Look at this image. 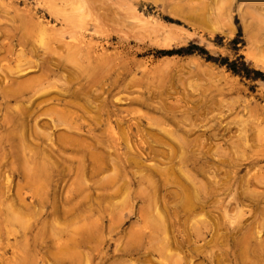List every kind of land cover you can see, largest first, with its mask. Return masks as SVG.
<instances>
[{
  "label": "rangeland",
  "instance_id": "rangeland-1",
  "mask_svg": "<svg viewBox=\"0 0 264 264\" xmlns=\"http://www.w3.org/2000/svg\"><path fill=\"white\" fill-rule=\"evenodd\" d=\"M0 264H264V0H0Z\"/></svg>",
  "mask_w": 264,
  "mask_h": 264
},
{
  "label": "bare ground",
  "instance_id": "bare-ground-1",
  "mask_svg": "<svg viewBox=\"0 0 264 264\" xmlns=\"http://www.w3.org/2000/svg\"><path fill=\"white\" fill-rule=\"evenodd\" d=\"M38 20H39V19H38ZM40 39H41V41H42L41 36H40L39 40H40ZM43 42H44V40H43ZM100 46H101V45H100ZM71 56H72V55H71ZM11 79H12V78H11ZM6 85H7V84H6ZM8 85H9V84H8ZM9 86H11V85H9ZM19 88H20V87H19ZM19 88H17V89H19ZM14 89H15V88H14ZM13 91H14V90H13ZM11 92H12V91H11ZM89 102H90V101H89ZM53 103H54V102H53ZM67 103H68V102H67ZM17 105H18V103H17ZM21 105H22V104H20V106H21ZM15 106H16V105H15ZM20 106H19V107H20ZM62 106H63V105H62ZM62 106H61V108H62ZM16 108H17V107H16ZM16 108H15V110H17ZM58 108H59V106H58ZM61 108H60V109H61ZM60 109H57V110H60ZM55 110H56V109H55ZM71 110H72V109H71ZM66 111H67V110H66ZM56 112H57V111H56ZM56 112H55V113H56ZM60 112H61V111H60ZM60 112H59V113H60ZM69 112H70V111H69ZM69 112H68V113H69ZM61 113L63 114V112H61ZM66 113H67V112H65V115L68 114V113H67V114H66ZM56 114H58V113H56ZM56 114H55V115H56ZM62 114H61V116H62ZM20 115H21V114H20ZM55 115H54V116H55ZM65 115H64V116H65ZM58 116H60V115H58ZM58 116H57V117H58ZM139 116H140V115H139ZM57 117H56V118H57ZM65 117H66V116H65ZM50 118H51V116L49 117V120H51ZM64 119H65V118H64ZM68 119H69V118H68ZM68 119H67V120H68ZM106 119H107V118H106ZM21 120H22V119H21ZM21 120H20V121H21ZM134 120H136V119H134ZM61 121H62V118H61ZM63 121H64V120H63ZM69 121H71V120H69ZM116 121H118V120H116ZM9 122H10V121H9ZM136 122H137V121H136ZM60 123H61V122H60ZM68 123H69V122H68ZM68 123H67V124H68ZM146 123H148V122H146ZM13 124H14V123H13ZM13 124H12V125H13ZM63 124H65V123H63ZM111 124H112V123H111ZM107 125H108V124H107ZM125 125H126V124H125ZM127 125H128V124H127ZM148 125H149V124H148ZM108 126H110V125H108ZM22 127H23V126H22ZM72 127H74V126H72ZM72 127H71V128H72ZM104 127H105V125L103 126V129H105V130H106V128H108V127H105V128H104ZM121 127H122V126H121ZM161 127H162V125L160 126V128H161ZM24 128H25V127H24ZM65 128H66V127H65ZM119 128H120V127H119ZM61 129H62V127H61ZM68 129H69V128H68ZM74 129H75V128H74ZM76 129H77V128H76ZM110 129H111V128H110ZM120 129H122V128H120ZM19 130H20L21 133H22V130H23V129L20 128ZM69 130H70V129H69ZM72 130H73V128H72ZM123 130H124V129H123ZM123 130H122V131H123ZM135 130H137V128H136ZM167 130H168V129H167ZM67 131H68V130H67ZM74 131H75V130H74ZM77 131H78V130H77ZM79 131H81V130L79 129ZM108 131H109V129H108ZM126 131H127V130H126ZM126 131H125L124 133H126ZM137 131H138V130H137ZM170 131H171V130H170ZM64 132H65V130H64ZM68 132H69V131H68ZM75 132H76V131H75ZM105 132H106V131H105ZM127 132H128V131H127ZM164 132H166V130H165ZM171 132H172V134L174 133L173 131H171ZM19 133H20V132H19ZM19 133H18V134H19ZM21 133H20V137L22 138ZM56 133H57V132H56ZM58 133H60V130L58 131ZM69 133H70V132H69ZM69 133H68V134H69ZM121 133H122V132H121ZM124 133H122V134H124ZM132 133H134V132H132ZM166 133H168V135H169L170 132H166ZM54 134H55V133H54ZM65 134H66V132H65ZM117 134H118V133H117ZM170 134H171V133H170ZM172 134L169 135V136L173 137ZM175 134H176V133H175ZM66 135H67V134H66ZM109 135H110V134H109ZM118 135H119V134H118ZM125 135H126V134H125ZM127 135H128V134H127ZM69 136H70V134H69ZM72 136H75V135H71V137H72ZM115 136H116V135H115ZM176 136H177V134H176ZM65 137H68V136H65ZM71 137H70V138H71ZM118 137H119V136H118ZM127 137L129 138V136H127ZM174 137H175V136H174ZM177 137H178V136H177ZM177 137H176V138H177ZM58 138H59V137H58ZM60 138H61V137H60ZM72 138H73V137H72ZM72 138H71V140H72ZM158 138H159V137H158ZM161 138H162V137H161ZM49 139H50V138H49ZM142 139H143V138H142ZM51 140H52V139H51ZM67 140H69V139H67ZM73 140H74V139H73ZM73 140H72V142H73ZM160 140H163V139H160ZM174 140H175V139H174ZM183 140H184V138H183ZM20 141H21V140H20ZM56 141H57V139H56ZM61 141L63 142L64 140L62 139ZM144 141H145V140H144ZM146 141H147V139H146ZM166 141H167V140H166ZM177 141H180V140H177ZM177 141H176V142H177ZM184 141H185V140H184ZM22 142H23V141H22ZM22 142H21V143H22ZM57 142H59V141H57ZM62 142H61V143H62ZM140 142H141V140H140ZM156 142H157V141H156ZM167 142H168V141H167ZM180 142L182 143V141H180ZM21 143H20V144H21ZM69 143H70V142H69ZM157 143H158V142H157ZM168 143H170V142H168ZM26 144H27V143H26ZM59 144H60V143H59ZM63 144H64V143H63ZM166 144H167V143H166ZM179 144H180V143H179ZM23 145H24V143H23ZM61 145H62V144H61ZM164 145H165V144H164ZM170 145H171V144H170ZM65 146H66V145H65ZM67 146H68V145H67ZM21 147H22V145H21ZM27 147H28V146H27ZM56 147H57V146H56ZM171 147H172V146H171ZM22 149H24V147H23ZM22 149H21V150H22ZM26 149H30V148L28 147V148H26ZM129 149H130V148H129ZM168 149H169V148H168ZM133 150H134V149H133ZM22 151H23V150H22ZM64 152H65V151H64ZM166 152H167V151H166ZM172 152H174V150H172ZM23 153H24V152H23ZM33 153H34V151H33ZM59 153H60V152H59ZM168 153H169V152H168ZM31 154H32V152H31ZM61 154H62V153H61ZM95 154H96V153H95ZM28 155H29V154H28ZM28 155L26 154V156H28ZM92 155H93V154H92ZM107 155H108V153H107ZM123 155H124V154H123ZM168 155H169V154H168ZM41 156H42V154H41ZM96 156H97V155H96ZM94 157H95V156H94ZM100 157H101V156H99V158H100ZM152 157H153V156H152ZM168 157H169V156H168ZM89 158H90V156H89ZM99 158H98V159H99ZM117 158H118V157H117ZM155 158H156V157H155ZM26 159H27V158H26ZM33 159H34V158H33ZM92 159H95V158L92 157ZM96 159H97V158H96ZM90 160H91V159H90ZM99 160H100V159H99ZM101 160H102V159H101ZM148 160H149V159H148ZM150 160H151V159H150ZM168 160H169V159H168ZM29 161H30V160H29ZM91 161H92V160H91ZM96 161H98V160H96ZM164 161H166V160H164ZM31 162H32V161H31ZM79 162H80V161H79ZM93 162H94V160H93ZM111 162H113V161H111ZM40 163H41V162H40ZM40 163H39V164H40ZM98 163H99V161H98ZM98 163H97V164H98ZM100 163H101V162H100ZM44 164H45V162H44ZM79 164H80V163H79ZM93 164H94V163H93ZM101 164H102V163H101ZM113 164H114V163H113ZM153 164H154V163H153ZM81 165H82V164H81ZM95 165H96V164H95ZM154 165H155V164H154ZM166 165H167V164H166ZM180 165H181V164H180ZM33 166H34V164H33ZM41 166H43V165H41ZM99 166H100V165H99ZM111 166H112V164H111ZM135 166H136V165H135ZM169 166H170V165H169ZM171 166H172V165H171ZM171 166H170V167H171ZM26 167H27V165H26ZM35 167H36V166H35ZM43 167H44V166H43ZM89 167H90V164H89ZM150 167H151V166H150ZM152 167H153V166H152ZM31 168H32V167H31ZM41 168H42V167H41ZM91 168H92V167H91ZM97 168H98V166H97ZM97 168H96V169H97ZM155 168H156V167H155ZM160 168H161V167H160ZM179 168H180V167H179ZM184 168H185V167H183V169H184ZM29 169H30V168H29ZM38 169H40V167H38ZM42 169H43V168H42ZM81 169H82V168H81ZM99 169H100V168H99ZM99 169H98V170H99ZM157 169H158V168H157ZM32 170H33V169H32ZM40 170H41V169H40ZM57 170H58V169H57ZM112 170H114V168H113ZM159 170H161V169H159ZM162 170L165 171V169H162ZM167 170H168V169H167ZM181 170H182V168H181ZM184 170H187V168L184 169ZM26 171L28 172L27 169H26ZM34 171H35V169H34ZM94 171H95V170H94ZM169 171L171 172V170H169ZM42 172H43V171H42ZM185 172H186V171H185ZM189 172H191V171H189ZM161 173H162V172H161ZM167 173H168V172H167ZM181 173H182V171H181ZM183 173H184V172H183ZM183 173H182V174H183ZM187 173H188V171H187ZM191 173H192V172H191ZM27 174H28V173H27ZM32 174H33V173H32ZM36 174H37V173H36ZM144 174H145V173H144ZM144 174H143V175H144ZM165 174H166V173H165ZM30 175H31V174H30ZM168 175H169V173H168ZM171 175H172V174H170V176H171ZM23 176H24V175H23ZM174 176H175V175H174ZM184 176H186V173L184 174ZM187 176H188V175H187ZM187 176H186V177H187ZM193 176H194V175H193ZM193 176H192V177H193ZM209 176H210V174H209ZM25 177H26V179H28V175H26ZM31 177H32V176H31ZM161 177H162V176H161ZM166 177H167V175H166ZM168 177H169V176H168ZM171 177H173V176H171ZM176 177H177V175H176ZM190 177H191V176H190ZM7 178H8V177H7ZM7 178H6V179H7ZM32 178H33V177H32ZM35 178H36V176H35ZM144 178H147V177H145V175H144ZM148 178H149V177H148ZM148 178H147V180H148ZM174 178H175V177H174ZM174 178H173V179H174ZM177 178H178V177H177ZM177 178H176V179H177ZM187 178H188V177H187ZM193 178H195V177H193ZM33 179H34V178H33ZM161 179H162V178H161ZM170 179H171V178H170ZM189 179H190V178H189ZM31 180H32V179H31ZM37 180H38V178L36 179V181H37ZM150 180H151V177H150ZM150 180H148V182H150ZM178 180H179V178H178ZM194 180H196V178H195ZM197 180L200 181V179H197ZM7 181H9V180L7 179ZM24 181H25V179H24ZM39 181H40V180H39ZM176 181H177V180H176ZM191 181H192V180H191ZM202 181H203V180H202ZM31 183H32V182H31ZM35 183H36V182H35ZM163 183H164V182H163ZM166 183L168 184V182H166ZM171 183H172V182H171ZM179 183H180V182H179ZM197 183H198V182H197ZM199 183H200V182H199ZM199 183H198V184H199ZM16 184H17V186H19V183H18V182H16ZM16 184H15V185H16ZM151 184H152V183H151ZM169 184H170V182H169ZM194 184H195V183H194ZM202 184H203V183H202ZM21 185H23V184H21ZM153 185H154V183H153ZM195 185H196V184H195ZM200 185H201V183H200ZM17 186H16V187H17ZM32 186H33V185H32ZM35 186H36V185H35ZM37 186H39V185H37ZM37 186H36V187H37ZM42 186H43V185H41V187H42ZM180 186H181V185H180ZM183 186H184V185H183ZM39 187H40V186H39ZM39 187H38V188H39ZM186 187H187V186H186ZM186 187H185V188L181 187V189L183 188L181 191H183V194H182V197H183V199H184V202H183V203L187 205V204H189L190 202H192L191 200H192L193 197H194V193H193V194H192V192L190 193L189 189L186 188ZM192 187H193V186H192ZM192 187H191V188H192ZM196 187H197V186H196ZM201 187H202V186H201ZM14 188H15V187H14ZM14 188H13V189H14ZM20 188H22V186H19V187H18V189H20ZM198 188H200V187H198ZM18 189H16V191H17ZM32 189H34V188H32ZM42 189H43V188H42ZM149 189H150V188H149ZM193 189H194V188H193ZM205 189H206V188H205ZM153 190H155V189H153ZM175 190H176V188H175ZM31 191H34V190H31ZM37 191H38V190H37ZM148 192H149V191H148ZM34 193H35V191H34ZM34 193H33V195H34ZM152 193L155 194V192H152ZM18 194H19V191H18ZM38 194H40V193H38ZM38 194H37V195H38ZM149 194H150V193H149ZM69 195H71V194H69ZM69 195H68V196H69ZM177 195H178V194H177ZM17 196H18V195H17ZM19 196L21 197V195H19ZM19 196H18V197H19ZM18 197H17V198H18ZM20 197H19V198H20ZM39 197H40V196H39ZM66 197H67V196H66ZM127 197H128V196H127ZM148 197L150 198V196H148ZM21 198H22V197H21ZM21 198H20V200H21ZM40 198H41V197H40ZM68 198H69V197H68ZM152 198H155L154 195L152 196ZM10 199H11V198H10ZM10 199H9V200H10ZM22 199H23V198H22ZM181 199H182V198H181ZM18 201H19V200H18ZM24 201H25V200H24ZM123 201H124V199H123ZM182 201H183V200H182ZM7 202H8V201H7ZM26 202H27V201H25V203H26ZM30 202H31V201H30ZM40 202H41V201H40ZM40 202H39V204H40ZM18 203H19V202H18ZM21 203H22V200H21ZM21 203H20V204H21ZM71 203H72V202H71ZM179 203H180V202H179ZM183 203H181V204H183ZM6 204H7V203H5L4 205H6ZM10 204H12V202L9 203L8 205L11 206ZM154 204H156V203H154ZM12 205H13V204H12ZM6 206H7V205H6ZM26 206H28V204H26ZM61 206L63 207L64 205H61ZM61 206H60V207H61ZM67 206H69V204H68ZM193 206H194V205H193ZM13 207H14V206H12V208H13ZM62 207H61V208H62ZM70 207H71V205H70ZM154 207H155V205H154ZM24 208H25V207H24ZM189 208H190V207H189ZM8 209H9V207L7 206V211H8V212H11L12 209H11L10 211H9ZM13 209H14V208H13ZM15 209H16V208H15ZM39 209H40V208H39ZM66 209H67V208H66ZM15 211H16V210H15ZM65 211H68V210H64V212H65ZM156 211H157V209H156ZM12 212H14V211L12 210ZM16 213L18 214V211L15 212V215H16ZM158 213H159V212L156 213L157 216H158ZM19 215H20V214H18V216H19ZM156 215H155L156 218L154 217L155 219H154L153 217H151L152 219H151V218H150V219H147V222H148L149 220H152L151 222H153V223L155 224V226L160 227V226H161V222H160V220L162 221V217H159V218H161V219H157L158 217H157ZM159 215H160V213H159ZM5 216H6V215H5ZM12 216H13V215L11 214V219L14 217V216H13V217H12ZM16 216H17V215H16ZM18 216H17V217H18ZM21 216H22V215H21ZM63 216H64V215H63ZM201 216H202V215H201ZM19 217H20V216H19ZM147 217H149V216H147ZM199 217H200V216H199ZM22 218H23V216H22ZM22 218H21V220H22ZM28 218H29V217H28ZM31 218H32V217H31ZM200 218H201V217H200ZM200 218H199V219H200ZM7 219L9 220V217H7ZM11 219H10V220H11ZM25 219H26V218H24V220H25ZM153 219H154V220H153ZM166 219H167V218H166ZM5 220H6V219H5ZM26 220H27V219H26ZM51 220H52V219H51ZM145 220H146V219H145ZM205 220H206V219H205ZM13 221H16V219L14 220V218H13ZM196 221H197V220H196ZM196 221H195V222H196ZM199 221H200V220H199ZM202 221H204V220H202ZM23 222H24V221H23ZM50 222H51V221H50ZM50 222H49V223H50ZM54 222H57V221H55V218H54ZM195 222H194V223H195ZM204 222H205V221H204ZM206 222H207V221H206ZM26 223H27V222H26ZM149 223H150V221H149ZM196 223H197V222H196ZM201 223L203 224V222H200V224H201ZM61 224H62V223H61ZM151 224H152V223H150V226H151ZM163 224L165 225V223H163ZM163 224H162V225H163ZM198 224H199V223H198ZM204 224H205V223H204ZM207 224H208V223H207ZM43 225H44V224H43ZM43 225H42V226H43ZM52 225H53V226H56V224L54 225L53 223H52ZM57 226H58V225H57ZM146 227H147V226H146ZM151 227H152V226H151ZM56 228H58V227H56ZM152 228H153V227H152ZM59 229H60V228H59ZM155 229H156V227H155ZM160 229L162 230V229H164V227L162 226V228L160 227ZM165 229H166V227H165ZM58 231H59V230H58ZM60 231H61V230H60ZM162 232H163V231H162ZM59 235H60V234H59ZM163 235H164V234H163ZM165 238H166V237L163 236V239H164V240H165ZM25 239H26V238H25ZM62 240H63V239H62ZM65 240H66V239H65ZM65 240H64V241H65ZM66 241H67V240H66ZM167 241H168V240H167ZM62 242H63V241H62ZM164 242H165V241H164ZM244 242H245V241H244ZM24 243H25V242H24ZM167 243H168V242H167ZM61 244L64 245V243H61ZM66 244H67V243H66ZM66 244H65V245H66ZM242 244H243V243H242ZM59 245H60V244H59ZM166 245H168V244H166ZM56 246H57V245H56ZM25 247H26V246H25ZM58 247H59V246H58ZM56 248H57V247H56ZM59 249L61 250L62 247L59 248ZM19 250H20V249H19ZM57 250H58V249H57ZM243 250H244V249H243ZM20 251H21V250H20ZM58 251H59V250H58ZM61 251H62V250H61ZM14 252H15V251H14ZM16 254H17V253H16ZM22 256H23V255H22ZM17 257H18V256H17ZM21 260H23V257H22ZM24 261H25V259H24ZM17 263H18V262H17Z\"/></svg>",
  "mask_w": 264,
  "mask_h": 264
}]
</instances>
